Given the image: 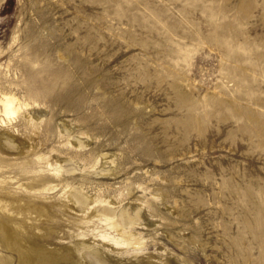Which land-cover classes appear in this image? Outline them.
Masks as SVG:
<instances>
[{"label": "rangeland", "instance_id": "1", "mask_svg": "<svg viewBox=\"0 0 264 264\" xmlns=\"http://www.w3.org/2000/svg\"><path fill=\"white\" fill-rule=\"evenodd\" d=\"M3 95L0 263L264 264V0H0Z\"/></svg>", "mask_w": 264, "mask_h": 264}, {"label": "bare ground", "instance_id": "2", "mask_svg": "<svg viewBox=\"0 0 264 264\" xmlns=\"http://www.w3.org/2000/svg\"><path fill=\"white\" fill-rule=\"evenodd\" d=\"M0 106L2 115L5 116L8 120L14 118L16 114L21 110V105L18 100L11 95H3L0 98ZM78 141V140H77ZM77 147L82 149L85 147V144L78 141ZM105 164V163H104ZM107 169V168H106ZM102 168L100 171L106 170ZM55 171V175L58 173V168L53 169ZM109 170V169H108ZM107 170V171H108ZM64 173L71 175L73 173V169H65ZM49 175V174H48ZM55 189V187L50 188L48 190ZM58 191V190H57ZM44 193V192H43ZM71 199L73 202V206L77 208L80 212H85V210H89L90 213H98L99 219L104 221L108 229H112L118 235L116 238L114 236H110L107 233H102L100 237L102 240L111 242V244L120 247H137L139 245L138 238L133 236L132 234V225H139L141 221V208H137L132 212H129V209L125 206L121 207H109L108 203L115 204L113 202H109L106 197L101 199L97 197L94 201L89 199V197L84 196L82 193H70ZM97 203V205L95 204ZM104 203V205H102ZM96 208H102L100 211L96 210ZM88 213V214H90ZM87 214V215H88ZM128 229V230H127ZM88 256L91 257L94 264H110L103 252L97 248L92 247L87 251ZM2 264V263H0ZM8 264V263H7Z\"/></svg>", "mask_w": 264, "mask_h": 264}]
</instances>
